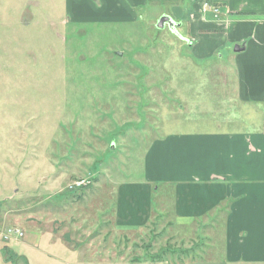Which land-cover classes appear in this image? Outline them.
<instances>
[{"label":"rangeland","instance_id":"obj_1","mask_svg":"<svg viewBox=\"0 0 264 264\" xmlns=\"http://www.w3.org/2000/svg\"><path fill=\"white\" fill-rule=\"evenodd\" d=\"M107 1L112 18L96 20L74 0H0V264L93 258L90 245L114 264H228L212 225L179 234L159 214L126 236L112 217L155 138L264 117L225 98L233 13L225 0ZM162 15L176 31L156 27Z\"/></svg>","mask_w":264,"mask_h":264},{"label":"crops","instance_id":"obj_2","mask_svg":"<svg viewBox=\"0 0 264 264\" xmlns=\"http://www.w3.org/2000/svg\"><path fill=\"white\" fill-rule=\"evenodd\" d=\"M97 1L94 7L92 0H74L72 10L77 13L83 6L97 14L96 20L112 18L110 1ZM141 1L124 0L134 5ZM225 2L233 13L235 43L242 48L233 56V96L225 98L237 111L251 104L264 116V0ZM223 86V91L230 88ZM228 113L217 115L213 128L167 132L148 144L141 181L117 186L112 217L117 230L126 236L140 232L159 214L179 234L191 232L192 225H212L219 230L224 261L264 264V117L253 123ZM155 192L160 199L153 202ZM88 248L93 258H85V249L81 259L63 250L53 256V264H114L112 250L110 258L101 259L99 246ZM42 257V264L50 262L48 254Z\"/></svg>","mask_w":264,"mask_h":264},{"label":"water","instance_id":"obj_3","mask_svg":"<svg viewBox=\"0 0 264 264\" xmlns=\"http://www.w3.org/2000/svg\"><path fill=\"white\" fill-rule=\"evenodd\" d=\"M165 25L168 26V28L172 31H176V26H177V23L175 21H173V19L167 15H162L157 23H156V27L157 28H163ZM242 48L239 47L238 45H235L234 46V51H239L241 50ZM120 54V53H119Z\"/></svg>","mask_w":264,"mask_h":264},{"label":"flooded vegetation","instance_id":"obj_4","mask_svg":"<svg viewBox=\"0 0 264 264\" xmlns=\"http://www.w3.org/2000/svg\"><path fill=\"white\" fill-rule=\"evenodd\" d=\"M94 2V1H93ZM95 3V2H94ZM97 3H99L98 1H97ZM96 4V3H95ZM97 5V4H96Z\"/></svg>","mask_w":264,"mask_h":264}]
</instances>
